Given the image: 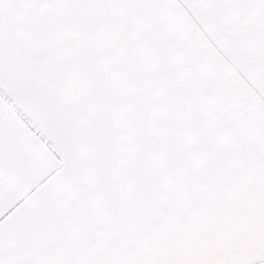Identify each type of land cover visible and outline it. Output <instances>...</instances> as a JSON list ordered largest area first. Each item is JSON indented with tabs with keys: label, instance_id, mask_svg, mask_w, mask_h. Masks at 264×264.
Returning a JSON list of instances; mask_svg holds the SVG:
<instances>
[{
	"label": "snow or ice",
	"instance_id": "1",
	"mask_svg": "<svg viewBox=\"0 0 264 264\" xmlns=\"http://www.w3.org/2000/svg\"><path fill=\"white\" fill-rule=\"evenodd\" d=\"M0 264H264V0H0Z\"/></svg>",
	"mask_w": 264,
	"mask_h": 264
}]
</instances>
